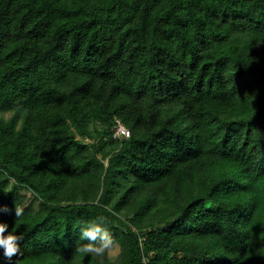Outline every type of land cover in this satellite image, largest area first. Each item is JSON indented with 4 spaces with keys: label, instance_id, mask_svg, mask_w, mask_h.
Wrapping results in <instances>:
<instances>
[{
    "label": "trees",
    "instance_id": "1",
    "mask_svg": "<svg viewBox=\"0 0 264 264\" xmlns=\"http://www.w3.org/2000/svg\"><path fill=\"white\" fill-rule=\"evenodd\" d=\"M2 205L0 264H264V0H0Z\"/></svg>",
    "mask_w": 264,
    "mask_h": 264
},
{
    "label": "clouds",
    "instance_id": "2",
    "mask_svg": "<svg viewBox=\"0 0 264 264\" xmlns=\"http://www.w3.org/2000/svg\"><path fill=\"white\" fill-rule=\"evenodd\" d=\"M121 137L131 138L130 133L121 131ZM5 192H11V188L4 189ZM10 209L6 205L0 206V212H9ZM24 216V207L15 205L16 221H19ZM107 218L103 215L95 219L78 222L79 238L86 241V243L78 244L75 251L81 257L91 256V258H100L103 260L114 261V257L119 251V245L104 227L107 223ZM8 224L0 222V248L3 249V255L9 261L13 257L20 254V241L23 239L22 235H17L14 232H7ZM7 232V234H5Z\"/></svg>",
    "mask_w": 264,
    "mask_h": 264
},
{
    "label": "rangeland",
    "instance_id": "3",
    "mask_svg": "<svg viewBox=\"0 0 264 264\" xmlns=\"http://www.w3.org/2000/svg\"><path fill=\"white\" fill-rule=\"evenodd\" d=\"M151 195V190L150 189H147L146 191H143V194L140 196L138 195L137 197L134 198L135 199H138L139 197H142L143 195ZM117 255V254H116ZM91 256H86V257H81L80 255H78L72 262V264H84V263H88V262H91Z\"/></svg>",
    "mask_w": 264,
    "mask_h": 264
},
{
    "label": "built area",
    "instance_id": "4",
    "mask_svg": "<svg viewBox=\"0 0 264 264\" xmlns=\"http://www.w3.org/2000/svg\"><path fill=\"white\" fill-rule=\"evenodd\" d=\"M121 131L129 133V130L118 119H116L114 124L113 136L121 137L119 135Z\"/></svg>",
    "mask_w": 264,
    "mask_h": 264
}]
</instances>
